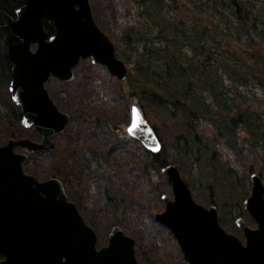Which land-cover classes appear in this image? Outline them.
I'll list each match as a JSON object with an SVG mask.
<instances>
[{
    "label": "rangeland",
    "instance_id": "rangeland-1",
    "mask_svg": "<svg viewBox=\"0 0 264 264\" xmlns=\"http://www.w3.org/2000/svg\"><path fill=\"white\" fill-rule=\"evenodd\" d=\"M88 1L96 25L127 69L126 81H117L90 60L76 65L68 83L50 77L47 93L69 121L55 137L53 151L28 155L24 173H47L34 176L37 180L70 174L69 151L87 145L77 164L89 176L72 187L79 206L94 221L97 248L105 244L110 228L118 226L139 240L134 250L138 264H185L181 254L182 263L175 259L178 247L170 233L152 218L163 211L160 197L172 198L169 187L159 172L158 194L141 165L128 159L141 153L130 143H117L110 132L127 126L129 108L135 105L160 144L177 158L176 165L168 164L178 169L193 200L204 208L214 206L220 227L243 242L230 212L235 207L245 225L255 228L242 208L250 193L249 176L260 175L264 186V0H240L252 5L258 30L241 28L221 0ZM253 45L262 58L253 54ZM155 94L169 103L181 101L194 114L187 123L199 140V156L195 146L189 156L172 146L187 124L167 120L155 106ZM9 101L7 87H0V108H10ZM175 111L183 114L178 106ZM232 121L237 124L230 126ZM11 138L38 141L33 128L10 123L0 112V146ZM118 156L127 160L114 163ZM198 158L206 163L193 166ZM108 197L117 200L114 207Z\"/></svg>",
    "mask_w": 264,
    "mask_h": 264
},
{
    "label": "water",
    "instance_id": "water-1",
    "mask_svg": "<svg viewBox=\"0 0 264 264\" xmlns=\"http://www.w3.org/2000/svg\"><path fill=\"white\" fill-rule=\"evenodd\" d=\"M21 2L14 18L0 11V37L12 65L10 102L19 110L20 126L33 128L39 141L11 138L0 146L1 264H138L134 239L120 227L112 226L105 245L97 248L95 232L61 182L54 177L39 181L22 170L27 154L54 149L55 137L69 121L45 89L50 77L68 83L76 65L90 60L124 83L127 69L96 25L88 0ZM44 22L50 23V37ZM125 133L147 152H159L160 141L135 105L129 108ZM160 174L172 198L162 195L163 211L152 218L170 233L185 264H264V186L258 175L249 176L250 193L242 203L255 228L241 218L234 221L242 242L220 227L214 206L204 208L193 200L174 165H165Z\"/></svg>",
    "mask_w": 264,
    "mask_h": 264
},
{
    "label": "trees",
    "instance_id": "trees-1",
    "mask_svg": "<svg viewBox=\"0 0 264 264\" xmlns=\"http://www.w3.org/2000/svg\"><path fill=\"white\" fill-rule=\"evenodd\" d=\"M219 2L222 4L223 8H226L228 10L229 15L235 20L236 23L240 25L241 28H243L244 30H254V29L258 30L256 27L257 26L256 19L251 14L252 5L249 2L242 3L240 2V0H221ZM21 6H22L21 0H0V11L5 13L7 16L11 18H14L15 12ZM44 29H45V33L47 37H50L53 35V31L50 26V23L44 22ZM253 54L261 58L263 57V53L259 49L258 45H253ZM11 67L12 65L6 57L4 43L0 37V87H7V85L9 84L11 80ZM153 100L155 101V106L157 109L164 110V115L166 116L165 118L167 120H171L173 118V119L178 120V124L182 122L187 124L186 128L181 129V131H177V133L175 134L176 136L173 139L172 146L179 149L182 155H187V156H189L188 152H190V147L195 146L198 156H199V152H198L200 148L199 140L194 134V130H192L190 124L187 123V121L192 122L194 120L193 118L194 114L192 115L191 113L186 112V110H188V106L185 105L184 103H181V101L177 100V101H174L173 103L170 102L171 104L174 105V107H170L169 101L165 98L163 94L162 95L155 94ZM10 106H11L10 108L9 107L6 108L5 106L3 108H0V112L4 116H6L7 120L10 123L18 124L20 121V113L18 109H16L12 104H10ZM175 106H178L180 108V111H182L183 114L176 113ZM235 124L237 123L235 121H232L230 126H233ZM124 125H117L113 127V129L112 128L110 129V132L114 140L117 143H130L136 147L137 151H139L141 154H139V156H135L132 158L129 156L128 159L131 161L136 160L141 165V169L147 175L148 181L150 182V184H152L157 189L158 194L161 195V192L159 189V183L161 181L160 176H159L160 169L164 167L165 165H167L169 160H171L172 164L176 165L177 158L172 155H169L170 151H167L163 143L161 144V147L158 153L151 154L147 152L145 149L141 147V145L137 141L130 139L126 135ZM176 129H179V128L176 127ZM152 130L154 131V133L159 139V136L157 135L155 130L153 128ZM33 136L35 135L33 134ZM87 148H88L87 145H83V146L77 145L76 147L72 148L71 151H69V154L67 155V162L70 168V174H66V172L63 174L52 173V175L50 176L56 177L61 181L68 200L72 201L76 205L78 212L83 218L84 222L88 226L92 227L93 229L94 221H92L89 216L87 218L85 211L79 206L78 201L75 198L76 192L72 187V186H79L82 181V178L89 176L88 171H86V169L82 165L77 164L78 155L82 153L84 150H86ZM97 149L98 148L96 147V150ZM94 155L96 156V153H94ZM115 159L116 160L114 161V163L117 161H126L127 157L124 158L123 156H118ZM199 163L202 165L206 163V160L203 158H198L195 160V163L193 166ZM30 173H32L35 177L41 176L42 178H44L45 176H48L47 173L38 174V173H35V171H30ZM107 200L113 205V207L115 206L117 202L115 197H108ZM211 202L212 201L209 200L210 204H212ZM230 213H231L230 217L233 219L240 218L243 215V213L239 212L235 207L232 208ZM112 225H115V224H111L110 226ZM134 242H135L134 244V250H135V248L138 245L139 240L135 238ZM175 259L177 261H180L181 259L180 253L178 252V250L175 251ZM180 262L182 263V261Z\"/></svg>",
    "mask_w": 264,
    "mask_h": 264
},
{
    "label": "flooded vegetation",
    "instance_id": "flooded-vegetation-1",
    "mask_svg": "<svg viewBox=\"0 0 264 264\" xmlns=\"http://www.w3.org/2000/svg\"><path fill=\"white\" fill-rule=\"evenodd\" d=\"M19 150H16V152H18ZM48 178H50V177H48ZM45 179H47V178H45ZM42 180H44V179H42ZM65 192V191H64ZM5 260V258H4V256H2V255H0V264H1V262H3Z\"/></svg>",
    "mask_w": 264,
    "mask_h": 264
},
{
    "label": "snow or ice",
    "instance_id": "snow-or-ice-1",
    "mask_svg": "<svg viewBox=\"0 0 264 264\" xmlns=\"http://www.w3.org/2000/svg\"><path fill=\"white\" fill-rule=\"evenodd\" d=\"M134 130H135V125L130 126V127L128 128L129 133L133 132Z\"/></svg>",
    "mask_w": 264,
    "mask_h": 264
}]
</instances>
